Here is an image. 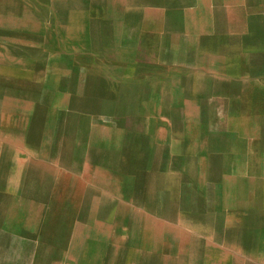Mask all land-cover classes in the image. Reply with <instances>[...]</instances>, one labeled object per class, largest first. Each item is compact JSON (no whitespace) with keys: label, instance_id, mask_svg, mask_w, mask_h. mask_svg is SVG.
<instances>
[{"label":"crops","instance_id":"1","mask_svg":"<svg viewBox=\"0 0 264 264\" xmlns=\"http://www.w3.org/2000/svg\"><path fill=\"white\" fill-rule=\"evenodd\" d=\"M68 17L176 82L183 131L148 175L82 168ZM0 264H264V0H0Z\"/></svg>","mask_w":264,"mask_h":264},{"label":"rangeland","instance_id":"2","mask_svg":"<svg viewBox=\"0 0 264 264\" xmlns=\"http://www.w3.org/2000/svg\"><path fill=\"white\" fill-rule=\"evenodd\" d=\"M68 19L66 44L58 52L64 76L59 87L70 92L64 102L74 108L67 116L83 138L82 168L131 172L145 167L148 175L154 156L158 166L162 152L183 131L175 123L184 119L176 82L160 79L148 67L111 64L118 58L100 48L88 18L78 25L80 31H75L74 18ZM62 164L71 171L75 166L73 161Z\"/></svg>","mask_w":264,"mask_h":264},{"label":"bare ground","instance_id":"3","mask_svg":"<svg viewBox=\"0 0 264 264\" xmlns=\"http://www.w3.org/2000/svg\"><path fill=\"white\" fill-rule=\"evenodd\" d=\"M35 44V43H34Z\"/></svg>","mask_w":264,"mask_h":264}]
</instances>
